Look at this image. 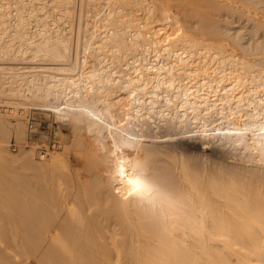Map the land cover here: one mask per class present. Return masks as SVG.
Listing matches in <instances>:
<instances>
[{
	"label": "bare ground",
	"instance_id": "obj_1",
	"mask_svg": "<svg viewBox=\"0 0 264 264\" xmlns=\"http://www.w3.org/2000/svg\"><path fill=\"white\" fill-rule=\"evenodd\" d=\"M78 1L0 0V135L24 141L0 138V264H264V40L213 19L240 0ZM1 106L53 111L64 148L37 160Z\"/></svg>",
	"mask_w": 264,
	"mask_h": 264
},
{
	"label": "rangeland",
	"instance_id": "obj_2",
	"mask_svg": "<svg viewBox=\"0 0 264 264\" xmlns=\"http://www.w3.org/2000/svg\"><path fill=\"white\" fill-rule=\"evenodd\" d=\"M98 1H100V2L102 3V5H104V0H97V2H98ZM144 1H146V0H144ZM144 1H143V2H144ZM251 1L253 2L254 0H251ZM256 1H257V0H256ZM256 1H254V2H256ZM258 1L260 2L259 4H261V6H260V5H256L255 7H252V8H257V7H258L257 9H253V10H255V11L257 10V11L261 12L260 10H258V9L261 8V10H263L262 12H264V9H263V8H264V2H262L263 4L261 3V1H264V0H261V1L258 0ZM258 1H257V2H258ZM78 2H79V1L77 0V2H76V4H75V7H77L78 5L80 6V3H78ZM100 2H98L99 6H100V7H104V6L101 5ZM146 2H147V1H146ZM239 3H240V5H238V7L234 6V4L231 5L232 3H230V5L233 6V9H232V7H230V5L228 4V5H225V6H221V7H220L221 9L223 8V12H221L222 10H220V11L218 10L219 13L221 12V14H222L223 16L225 15V17H230L231 19L229 18L228 20H231V22H233V24L230 22L231 25H233V26L235 25V26L233 27V26H231V25L229 24V25H230V28H229V27H228V26H229V25H228L229 21L227 20V18H226V19H225V18L223 19V16H221V14H220V16H221V17H220L219 14L216 12V13H217V17L214 16L215 14L213 15V17H214L213 19H215V22H217V24H215V28L217 27V28H216L217 30H218L219 28H220V29L223 28L222 31H224V33L221 32V33H222L221 35H223V34L226 33L225 35L222 36V38H224V40L231 41V38H232V37H230V36H231V34H232V36L235 37V38H234V37L232 38V41H233V40H237V37H238V38L240 37V38H241L240 43L243 44L244 46H246V47H250V45H251L252 48L259 47V45L262 44V43H261V42H262L261 40H264V39H263L264 35H261V36H262V37H261V36H259L260 34H257V35L253 34V35H255V37H253V35H252V38H251V39H250L249 37H251L250 34H252V33H261V32H262V34L264 33V32H263L264 29H262V28H261V30H259L260 32H259V31L256 32V31H257V27H258L259 25H258L257 27H254V26H255V23H256V22H254V21H255V20H256V21H257V20H258V21H259V20H262V18L259 19V17H262V16L264 17V14L262 13L263 15H261V13H259V12H253V13H256L258 17L255 16V15L253 14V16L256 17V18L253 17V19H252L253 22H252V21H249V20H250L249 18H250V17L252 18V16H251L252 13H249L250 15L247 17V18H248V19H247L248 21H247L246 18H245V16H244L245 14H240V15H239L238 13H236V12H237L236 10H238V12H239V6H243V8L241 7L242 10H243V11L241 10V11H242L241 13H246V14H248L247 12H252L253 10H252V11H251V10L248 11V10L245 8V5L242 4L241 0H240ZM252 4H253V3H252ZM256 4H258V3H256ZM250 5H251V3L249 4V6H250ZM227 6H228L229 8H231L233 11L230 12L231 9L229 10V8H228ZM251 6H252V5H251ZM251 6L248 7V9L251 8ZM225 7L229 10V11L227 10L226 13H227V12L230 13V14H229L230 16H228V15L225 13V10H226ZM234 7H235V8H234ZM246 7H247V6H246ZM262 7H263V8H262ZM77 8H78V7H77ZM77 8L74 10L75 12L73 11V12H74L73 14H74V16H75V17L73 16L74 19H75V20H74V25H73V27H72V29H73L72 32H73V33L71 32V34H72L73 37H75V33H76V32H75V30H76V26H75V25L77 24V18H78V16H77L78 12H77V11L79 10V8H78V10H77ZM252 8H251V9H252ZM234 9H235V10H234ZM244 10H245V11H244ZM140 11L142 12V10H140ZM234 11H236V12H234ZM75 13H77V14H75ZM224 13H225V14H224ZM234 13H236L237 16H235ZM258 13H259V14H258ZM232 14H234V16H232ZM226 15H227V16H226ZM260 15H261V16H260ZM180 16H181V18H182V15H180ZM239 16H240V17H239ZM241 16H243V17H241ZM246 16H247V15H246ZM215 17H216V18H215ZM233 17L238 18V22L235 21V20H237V19H235V18L233 19ZM219 18H221L223 21L227 20L228 23H227V21H226V22H223V21H222L221 19H219ZM241 18H243V19H241ZM244 18H245V19H244ZM257 18H258V19H257ZM191 19L193 20V18H191ZM254 19H255V20H254ZM182 20H183V18H182ZM240 20H243V21H242L243 24H244V21L246 20V22H245L246 24L243 25V24L241 23ZM183 21H184V20H183ZM183 21H182V22H183ZM218 21H220V22H218ZM234 21H235V23H234ZM262 21H263L262 23L264 24V18H263ZM75 22H76V23H75ZM185 22H186V21H185ZM185 22H183V23H185ZM189 22H190V21H189ZM189 22H188V26H187V28L189 27V28H191V29L193 28V29L195 30V28L197 29V27H199V25H198L197 23H195L194 20L191 21V23H189ZM192 22H193V23H192ZM222 22H223V23H222ZM260 22H261V21H260ZM260 22H259V23H260ZM183 23H182V24H183ZM219 23H220V24H219ZM237 23H238V24H237ZM259 23H257V24H259ZM262 23H261V25H262ZM223 24H224V25H223ZM247 24H248V25H247ZM252 24H253V25H252ZM66 25H68V24H66ZM186 25H187V24H186ZM219 25H221L222 27L219 26ZM225 25H226L227 27H226ZM238 25H239V26H238ZM251 25L256 29V31H254V32H251V31H250V30H252V31L255 30L253 27H248V26H251ZM68 26H69V25H68ZM218 26H219V28H218ZM224 26H225V28H224ZM237 26H238V27H240V26L245 27L246 29L244 28V30H245L246 34H247V32H248V35H246V34L244 33V30H241L242 27L239 29ZM166 27H167V29L170 28L169 26H166ZM168 27H169V28H168ZM184 27H185V26H184ZM236 27H237L238 30L236 29ZM259 27H261V26H259ZM259 27H258V28H259ZM70 28H71V25H70ZM227 28H228V30H229V29L232 30L231 33H229V32L226 31ZM231 28H232V29H231ZM248 28H249V29H248ZM235 30H237L238 33H237V32H234ZM247 30H248V31H247ZM220 31H221V30H220ZM225 31H226V32H225ZM240 32H241V33H240ZM219 33H220V32H219ZM228 33H229V34H228ZM233 33H235V35H233ZM241 34H242V35H241ZM243 34H245V36H244ZM227 35H228V36H227ZM238 35H240V36H238ZM247 36H249V37H247ZM256 36H258L259 38H258V37L256 38ZM243 37H245V38H243ZM246 37H247L249 40H247ZM242 38H243V39H242ZM254 38H255L256 40H254ZM257 39L260 40V41L258 42ZM246 41H249V42L246 43ZM255 41H256V42H255ZM254 42H255V45H254ZM257 44H259V45H257ZM248 45H249V46H248ZM263 45H264V42H263ZM263 45L260 46V48H262V50H264ZM255 46H256V47H255ZM260 50H261V49H260ZM24 61H27V62L30 61V62H31L32 60H24ZM15 107H16V108H15ZM13 109H15V110L18 109V112H19V107L14 106ZM23 109H24L25 111H27L28 107H27V108L25 107V108H23ZM5 110H6V109H5ZM3 111H4V110H3ZM47 111H48V110H47ZM43 112H46V110H43ZM6 113H7V111H5V113H4L5 116H4V115H3V116L6 117V119H7L9 122H11L10 125L13 124L12 122H15V123L17 122V120H15V117L10 116V115H7ZM51 113H52L53 115L56 116L55 118H56V121H57V123H58V125L56 126V129H57L58 126H59V122H60V120H59V122H58V120H57V119H58V116H57L56 114H54L53 111H52ZM13 115H14V114H13ZM23 124H25V122H24ZM25 126H26V125H24V127H25ZM63 127H64V128H63ZM63 127H62L63 129L61 128V129H62V130H61L62 132H71V133L74 132V131H73V127H71V126H70V127H69V126H63ZM65 127H66V128H65ZM25 128H26V127H25ZM67 128H69V129L71 128L72 130L70 129L71 131H69V129L67 130ZM25 130H26V129H25ZM0 138H1V139H4V140H6V141H8V147H7V148H8V150H9V152H10L9 154H10V155H14V156H15V154H17L20 150H18V151H12L11 148H10V141L14 138V139H16V141L18 140L20 143H23V142H24V141H21V140L18 138V136L16 135V132L14 131V129H13L12 127H10L9 129H7L4 135H0ZM46 138H47V137H45V138L37 137V140H38V141H43V140H45ZM57 139H59V138H57ZM18 141H17V142H18ZM59 141H60V139H59ZM64 143H65V142H63V143H62V142H58V144H59V145H57L58 147L56 146V148H54V149L50 152V154H49L47 157H44V158H42V157H41V158H40V157H37V160H39V159H40L39 161H45V160H48V158H50L51 154H53V152H54L55 149H56L57 151H59V150L61 151V150L64 148V145H63ZM25 144H26V143H25ZM59 146H60V147H59ZM62 146H63V148H62ZM27 148H28V147H27ZM57 148H58V149H57ZM193 149H194V152H195L196 154H197V152H198V153L200 154L199 156L202 155L203 157L201 156V158L205 159V161H206L207 159H209V162H210V163H211V162L213 163V161H214V162H218L219 159L221 160L222 157L224 158L222 150H221L220 148H217V147H215V148H213V147H206V148H205V146H203L202 144L199 143V144H197L196 146H193ZM202 149H203V150H202ZM199 151H200V152H199ZM55 152H56V151H55ZM55 152H54V153H55ZM201 152H202V153H201ZM56 153H57V152H56ZM73 153H74V152H72V155L70 154V158H71L72 162L75 163V160H76V159H75ZM217 153H218V154H217ZM204 155H206V157H205ZM213 155H214V156H213ZM212 156H213L214 160H213ZM216 156H217V157H216ZM219 156H220L221 158H220ZM34 157L36 158L35 155H34ZM207 157H208V158H207ZM206 158H207V159H206ZM216 159H217L218 161H216ZM228 160H229V159H228ZM207 162H208V160H207ZM209 162H208V163H209ZM1 163H2V162H1ZM5 163H6V162H3V164H5ZM17 163H19V162L17 161ZM13 164H15V162H14ZM0 166H1V165H0ZM20 168H21V166H20ZM23 168H24V167H23ZM23 168H21V171H20V169H19V171H20V173L22 172V174L24 173L23 175H25V176H26V175L29 176L30 173H31L32 171H33V172H34V171L36 172V170H32V169H31V170H32V171H31V170H29V169H27V168H26V169H23ZM22 169H23V171H22ZM4 171H5V170H4ZM16 171H17V170H16ZM26 171H27L28 173H26ZM33 172H32V173H33ZM35 172H34V173H35ZM4 173H5V174H3V172H2V174L5 175V177H7V178L9 177V180H11V179L14 180V177H11V176H13L12 174H16V172H15V173H12L11 176H10V174H8V173L6 174V172H4ZM20 173L17 172V175L20 174ZM25 173H26V174H25ZM32 173H31V174H32ZM2 174H1V176H2ZM35 174H36V173H35ZM37 174H38V173H37ZM6 175H9V176H6ZM32 175H33V174H32ZM40 175H41V174H39L38 176L40 177ZM20 176H21V175H20ZM30 176H31V175H30ZM35 176H36V175H35ZM35 176H34V177H35ZM38 176H37V177H38ZM3 177H4V176H3ZM10 177H11V178H10ZM34 177L32 176V180H33ZM43 177H44V175H43ZM46 177H47V176H46ZM1 178H2V177H1ZM19 178H20V177H19ZM29 178H31V177H29ZM41 178H42V177H41ZM44 178H45V177H44ZM47 178H48V177H47ZM25 179L27 180V178H25ZM13 180H11V181H13ZM41 180L44 181V179H41ZM1 181H3V180H1ZM15 181H17V180H15ZM28 181H29V179H28ZM33 181H34V180H33ZM35 181H36V177H35ZM3 182H4V181H3ZM5 182H6V181H5ZM23 182H24V181H23ZM25 182H26V181H25ZM31 182H32V181H31ZM36 182H37V181H36ZM50 182H52V181L50 180ZM26 183H27V182H26ZM38 183H39V181L37 182V184H38ZM42 183H43V182H42ZM45 183H46V180H45ZM45 183H43V184H45ZM48 183H49V182H48ZM37 184H36V185H37ZM50 184H52V183H50ZM36 185H35V186H36ZM38 186H39V185H37L36 187H38ZM47 186H48V185H47ZM39 187H40V186H39ZM44 187H45V186H44ZM34 188H35V187H34ZM31 189H32V188H31ZM36 189H37V188H36ZM36 189H35V190H36ZM27 190H28V189H27ZM33 190H34V189H33ZM35 190H34V191H35ZM0 193H2V191H0ZM2 194L5 195L6 193L3 192ZM2 194H1V196H2ZM4 195H3V196H4ZM65 195H66V193H65ZM1 196H0V198H2ZM4 197H5V196H4ZM6 197H7V196H6ZM6 197H5V199H7ZM64 197H65V196L61 197V198H62L61 200H67V198H64ZM66 197H67V195H66ZM2 199H4V198H2ZM2 199H0V202H1V203H2V201H1ZM5 199H4V200H5ZM4 200H3V203H4L5 205H7L9 201H7V200L4 201ZM1 203H0V204H1ZM3 203H2V204H3ZM4 204H3V205H4ZM15 226H17V225H15ZM18 226H19V225H18ZM11 227H14L13 224L11 225ZM22 227L25 229V228H31L32 226H31V225H23V226L20 225L18 228H22ZM18 228H16V229H18Z\"/></svg>",
	"mask_w": 264,
	"mask_h": 264
},
{
	"label": "built area",
	"instance_id": "obj_3",
	"mask_svg": "<svg viewBox=\"0 0 264 264\" xmlns=\"http://www.w3.org/2000/svg\"><path fill=\"white\" fill-rule=\"evenodd\" d=\"M1 107L5 108L10 116H18L24 120L26 125V134L29 140V142H26V147L29 148V144L31 143L33 151L38 157H47L58 145V140L55 136L56 126L58 123L55 119V115L51 113V110L43 112L44 109L29 107L27 111L21 109L19 110L20 112H18V109L13 110L8 106ZM39 134H44L47 138L43 141H38L37 136ZM10 148L12 151H18L20 149V145L16 139L13 138L10 141Z\"/></svg>",
	"mask_w": 264,
	"mask_h": 264
},
{
	"label": "snow or ice",
	"instance_id": "obj_4",
	"mask_svg": "<svg viewBox=\"0 0 264 264\" xmlns=\"http://www.w3.org/2000/svg\"><path fill=\"white\" fill-rule=\"evenodd\" d=\"M133 184L134 188L139 191L141 190V182L140 181H130ZM144 190H148L147 186L144 187Z\"/></svg>",
	"mask_w": 264,
	"mask_h": 264
}]
</instances>
